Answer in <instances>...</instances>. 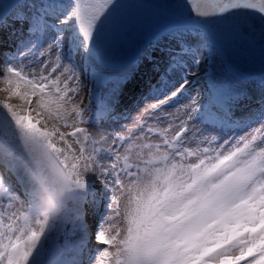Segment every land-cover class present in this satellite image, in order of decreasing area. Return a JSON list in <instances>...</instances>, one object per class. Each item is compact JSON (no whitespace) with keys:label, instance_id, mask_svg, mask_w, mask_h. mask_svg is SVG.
Returning <instances> with one entry per match:
<instances>
[{"label":"snow or ice","instance_id":"obj_1","mask_svg":"<svg viewBox=\"0 0 264 264\" xmlns=\"http://www.w3.org/2000/svg\"><path fill=\"white\" fill-rule=\"evenodd\" d=\"M115 4L0 0V264H264V77L210 83L223 119L199 89L169 107L204 51L215 55L202 33L227 26L264 43V0H178L198 40L181 32L168 54L183 83L163 96L153 86L130 118L112 101L96 111L71 60L92 55Z\"/></svg>","mask_w":264,"mask_h":264},{"label":"water","instance_id":"obj_2","mask_svg":"<svg viewBox=\"0 0 264 264\" xmlns=\"http://www.w3.org/2000/svg\"><path fill=\"white\" fill-rule=\"evenodd\" d=\"M188 18L189 12L180 11L178 0H116L98 43L93 45V54L112 65H125L138 58L152 40L190 29ZM206 33L232 68L264 77V43L258 31L243 38L227 26L210 28Z\"/></svg>","mask_w":264,"mask_h":264},{"label":"rangeland","instance_id":"obj_3","mask_svg":"<svg viewBox=\"0 0 264 264\" xmlns=\"http://www.w3.org/2000/svg\"><path fill=\"white\" fill-rule=\"evenodd\" d=\"M189 37L191 39H189ZM208 37V36H207ZM185 39L188 40V42L191 45H196L198 40L196 38L195 32L192 33L191 36H189V34L186 33V35L184 36ZM180 39V38H179ZM208 39V38H207ZM174 42V41H173ZM172 42V43H173ZM176 42L178 43L176 46L171 45V43L168 45L169 48L167 50H164L159 56L164 58V61L161 62L162 66H166L168 69V54L170 52H174V51H179V41L176 40ZM211 44V43H210ZM176 47V48H173ZM204 58L200 61V72L197 73L195 76H198L200 74V76H198V81L196 83L194 82L195 76H189V84L186 85L185 90H182V94H179L178 97L174 98L172 104L169 105V107L174 106L176 103H186L187 101L184 102V100H188L190 98V95H194L196 90L199 89L202 93H204L203 97H202V101L205 104H208L210 102V99L207 98V96H209L208 90L206 88V86L204 85L205 82L209 83L208 85L210 86V83L212 81H214L216 83V85L218 86H223L225 88L227 87H232V88H240L242 87V79H240L239 77H236V73L233 72L230 73L229 69L217 62V60L215 59V55H208V53L206 51H204L203 53ZM82 57V55L80 53H73L71 60L72 62L76 65L77 69L79 70L80 74H81V78L84 81V83L86 85H88L89 87H92L94 89V93L95 95H99L100 100L99 102H96L94 109L96 111H99L101 106L108 103L107 100L109 101L110 98L112 99V96L115 97L116 94L115 92L117 91V87H118V79H112L109 77L108 71H104L105 74L101 75L98 71H94V74L89 75V77L87 78L85 73H87L85 71V69L83 70L81 67V63H80V58ZM185 58H187L186 60L188 61V65L192 64L191 58L188 56H185ZM160 70L162 71L161 73H156L154 75L153 81L154 85H151L148 89V92H150V90L152 89L153 86H156L158 88L161 89V96L166 95L168 92L175 90V88L179 87V79H183L182 78V70H172V71H168V70H163L160 67ZM85 71V73H84ZM195 71V70H194ZM204 73H207V75H204ZM96 77V81H95V85H93L92 83V78ZM178 79V81H176ZM260 82L257 81L256 83ZM183 83V82H182ZM179 84V85H178ZM188 88V89H186ZM126 98V97H125ZM124 98V99H125ZM154 97H148V99H153ZM123 99V100H124ZM102 100V101H101ZM123 100L118 101L117 103H115V105H118L119 107L122 105ZM112 101V100H111ZM145 103V101H143ZM143 106V104H142ZM131 109H129L130 112H128V110L122 111L124 112V114L126 113L128 115V117L130 118L132 115H135V112H131ZM240 115L235 117L237 119L241 118V117H247V114L249 112V108L244 106L243 104L240 106ZM207 112H208V107H207ZM210 116V115H209ZM117 125L119 124L118 122L116 123ZM243 131H246L245 128H237L234 129V132L236 135H241L243 134ZM215 134L219 135L222 137V139H226L228 138L229 135H232V132H229L227 129H224L223 132L221 131H216ZM88 224L90 225L89 229H93L95 227V224L93 222L92 219H89ZM60 242L63 243V237L60 238ZM94 251H93V255L96 254V250L95 249V242L93 245Z\"/></svg>","mask_w":264,"mask_h":264},{"label":"bare ground","instance_id":"obj_4","mask_svg":"<svg viewBox=\"0 0 264 264\" xmlns=\"http://www.w3.org/2000/svg\"><path fill=\"white\" fill-rule=\"evenodd\" d=\"M187 31H189V30L172 32V33H169L167 35L160 37L157 40H152L151 42H149L146 45L145 51H143L142 54L138 58L130 61L129 63H127L125 65L110 66V65L103 64L101 62L99 63L92 56H83L82 55V57L80 58L81 67L83 70L85 69L86 71H87V67H91V66H87V60H90L92 66H101V64H103V66H105L104 68L106 70H108V73H110L109 77L112 79H118L119 80L118 87H117L118 89L115 92L116 96L115 97L112 96V99L110 98L109 101L112 100V102H114V104H115L118 101H121L126 97L123 100V103L120 107L118 105H115V111L117 113L124 114L123 111L127 110L131 106V104L135 103L132 106L131 112L132 113L136 112L139 110V108H142L144 106V102H143L144 100L141 99V97L142 96L150 97L149 96L150 92H148L146 90L143 92V94L140 97H138V98L135 97V96H137V93L139 92V89H136L138 82H140V80H143V84L141 85V87L143 88L144 84L146 82H148L149 80L154 78L153 74L162 72L161 70H159V67H161L163 70H167L166 66L161 65V62L164 61V58L160 57L159 55L164 50H167L169 48L168 45L170 43H171V45L176 46L178 44L176 42V40L179 41V38L181 36V32H184L183 35L185 36ZM69 32H71V30H69ZM193 32H195V31L193 30ZM77 35L79 36L78 33H77ZM202 35L208 36L207 33H202ZM189 39H191V38L189 37ZM82 40H83L82 37L79 36V41H82ZM173 48H176V47H173ZM186 59L187 58H185V61L187 63L188 61ZM215 59L217 60V62H219L223 65L226 64L224 58L218 54L216 49H215ZM189 67L192 68V71L195 70L194 67H192V64H189ZM84 73H85V71H84ZM124 74H127V76L129 78H128L126 83L121 84L120 83V77ZM85 75L87 78L89 77L88 72L85 73ZM238 75L241 76L240 79H242L241 83L243 84L242 87L251 88V87H253L254 83L259 81V79L254 78V77L249 78L248 76H244L242 74H238ZM198 76H200V74ZM198 76H195V78H192V79H194L193 83H196L198 81V78H197ZM176 81H178V79ZM182 82H183V79H179V84ZM186 89H188V88H186ZM132 94H134V95L131 98ZM180 94H182V93H180ZM109 101L107 100V102H109ZM185 101H188V100H184V102ZM142 104H143V106H142ZM240 106H238V107H240ZM238 107H237V109H238ZM120 109H123V111H121ZM128 112H130V111L128 110ZM117 122L120 123L119 121H117ZM88 227H90L89 224H88Z\"/></svg>","mask_w":264,"mask_h":264}]
</instances>
